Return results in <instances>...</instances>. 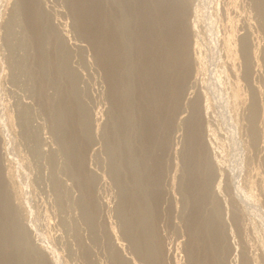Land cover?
<instances>
[{
    "label": "rangeland",
    "instance_id": "rangeland-1",
    "mask_svg": "<svg viewBox=\"0 0 264 264\" xmlns=\"http://www.w3.org/2000/svg\"><path fill=\"white\" fill-rule=\"evenodd\" d=\"M25 2L37 18L36 41ZM263 2L185 1L186 70L175 99L168 97L150 195L138 94H131L132 121L122 123L121 97L112 95L74 0H0V219L8 224L0 223V234L16 227L11 235L26 243L23 250L0 243V264L11 262L2 252L14 264L18 256L25 264H211L215 257L264 264ZM103 9L111 21L119 16L113 4ZM70 113L75 124L61 129ZM142 205L148 217L138 213ZM193 214L197 225L211 224L208 233L193 229Z\"/></svg>",
    "mask_w": 264,
    "mask_h": 264
},
{
    "label": "bare ground",
    "instance_id": "bare-ground-1",
    "mask_svg": "<svg viewBox=\"0 0 264 264\" xmlns=\"http://www.w3.org/2000/svg\"><path fill=\"white\" fill-rule=\"evenodd\" d=\"M185 1L186 0H74L75 5L73 8L80 17V24L84 27L88 39L93 42L98 58L101 61L100 63H102L107 71L112 95L119 94L121 97L118 106L125 117L122 123H130V121H132L131 94H133V90L138 94L137 105L139 104L140 113L138 112L137 117L139 122L137 135L141 136L142 139V151L146 150L149 153L146 158L147 164H145L143 168V174L148 183L150 195L155 191L156 175H158L157 172L159 171L157 150H159L161 146V135L167 128L169 114L171 113V103L168 102V100L171 99V97L175 99L174 97H176L177 94L180 78H182L186 70L183 38L179 25V18L182 16ZM106 4H113L117 7L119 16L116 20L111 21V16L108 13L104 14L103 8ZM22 11L25 15L27 29L32 32V39L36 41L39 37V33L35 32L37 18L33 11L30 10L29 2H25ZM127 13H129V15ZM129 16L132 17L131 20H135V32L133 33H130L127 29ZM132 46L136 49L135 63L130 62L132 56L130 50ZM71 104V101L67 99L66 105L64 106L69 108ZM65 113L64 111V114ZM64 114H62L64 118H60L61 123L59 126L61 125V129L62 126L65 127L68 124L72 127L71 124L75 122L73 119L74 116H72L71 113L69 116H67V114L64 116ZM79 120H81V122L82 120L84 121L83 117ZM79 120L77 119V122ZM78 125H80L81 128H83L82 126L84 125L85 128V124L82 125V123H80ZM80 127L79 129L81 130ZM130 130H133V126L131 129L129 127L128 131ZM131 135L132 134H130V137ZM134 136L132 135V137ZM124 138L122 141H127V139ZM126 145L129 144L127 143ZM190 145L191 147L195 146L192 135L190 137ZM126 148L129 150V147ZM134 165V162L129 163L131 169H134ZM132 177L131 183L134 188L132 191L133 195V193H135L134 190L136 191L138 188V179L135 174H133ZM197 194L202 198V190L200 194L198 192ZM133 199H135L134 195ZM197 199L199 200L197 197L196 200L194 199L196 207L199 204ZM199 201H201V199ZM5 206L7 207V205ZM141 207L143 211L140 210L138 213L145 212L146 216L147 213L151 214V210L148 212L147 207L143 205ZM1 208L4 209L3 204ZM5 214L6 213H4V216ZM143 218L146 217L144 216ZM2 220L3 218L0 219V223ZM198 222L199 221L193 214L191 216V223L193 224V229H195L197 233L199 231L207 232L211 227L210 223L206 224V226L198 224L199 227L197 225ZM4 223L8 225L6 221L2 222V225H5ZM139 225L140 228L137 229L143 231L144 222L139 223ZM197 226L199 228L198 230L196 229ZM5 228L4 232L0 234V243L2 246L5 248L13 247L23 250L26 245V243L23 242L24 240L22 241L18 236L11 235V228L13 229L16 227L7 226ZM8 233H10V236ZM137 234L138 232L136 235ZM138 235L141 236L140 233ZM202 235L206 236L205 234ZM146 236L145 234L144 238ZM144 238H141V240H145ZM147 239L148 238H146V240ZM152 248V254H154L155 248L154 246ZM2 254L4 258H11L9 264H14L11 254L9 255L8 252L7 254L2 252ZM17 259L20 261V264H25L22 261L24 260L23 257L19 258L18 256ZM211 264H219L218 260L216 261V257Z\"/></svg>",
    "mask_w": 264,
    "mask_h": 264
}]
</instances>
